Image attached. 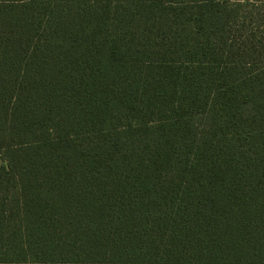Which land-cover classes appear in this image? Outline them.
Segmentation results:
<instances>
[{
  "label": "trees",
  "instance_id": "trees-1",
  "mask_svg": "<svg viewBox=\"0 0 264 264\" xmlns=\"http://www.w3.org/2000/svg\"><path fill=\"white\" fill-rule=\"evenodd\" d=\"M0 264H264V0H0Z\"/></svg>",
  "mask_w": 264,
  "mask_h": 264
}]
</instances>
